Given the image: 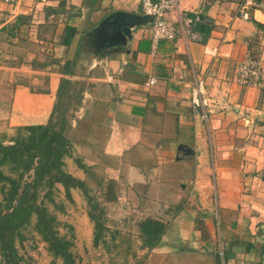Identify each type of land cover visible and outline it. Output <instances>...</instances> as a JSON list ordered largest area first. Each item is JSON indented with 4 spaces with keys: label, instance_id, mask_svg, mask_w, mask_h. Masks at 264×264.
Masks as SVG:
<instances>
[{
    "label": "crops",
    "instance_id": "obj_1",
    "mask_svg": "<svg viewBox=\"0 0 264 264\" xmlns=\"http://www.w3.org/2000/svg\"><path fill=\"white\" fill-rule=\"evenodd\" d=\"M239 1L178 0L167 15L173 40L154 41L151 22L134 28L122 50L95 53L90 32L117 10L144 14L141 0H40L44 21H54L40 40L50 60L25 51L9 67L24 71L12 92L10 127L46 123L62 77L82 83L78 120L69 131L72 156L65 161L80 158L98 168L100 179L115 180L116 212L146 215L118 230L136 229L140 238L144 218L166 225L138 264H264V235L257 233L264 226V73L256 86L237 80L246 57L264 63V13L241 19ZM21 5L14 11L24 20L30 12ZM14 17L0 24V33H13ZM186 17L200 40L187 30ZM68 25L77 28L70 45L62 41ZM145 41L149 49H140ZM67 60L76 61L74 76L61 73ZM199 77L205 104L196 111L191 89ZM2 132L10 143L14 135ZM122 237L136 244L130 233ZM219 240L228 251L224 260L215 249Z\"/></svg>",
    "mask_w": 264,
    "mask_h": 264
},
{
    "label": "trees",
    "instance_id": "obj_2",
    "mask_svg": "<svg viewBox=\"0 0 264 264\" xmlns=\"http://www.w3.org/2000/svg\"><path fill=\"white\" fill-rule=\"evenodd\" d=\"M22 21L23 15H19L13 28ZM76 33L77 28L68 25L63 43L70 45ZM149 47V41L139 45L140 49ZM75 66V60H67L61 73L74 76ZM81 85L80 81L62 77L54 109L46 123L16 126V134L10 143L0 138V257L3 264L25 261L18 243L27 239L26 230L30 227L47 244L53 258L61 259L64 264H79L73 251V238L60 232L61 223L56 211H65V206L56 198L59 185L68 201H73V189H80L86 197L89 216L94 222V246L102 244L108 250L111 246L122 247V251L127 252L123 259L125 264L130 251V256H137L130 239H118L119 231L108 237L110 227L104 221L106 207H102V202L117 200L116 181L100 179L97 175L94 189L87 180L76 177L66 168L65 159L72 156L73 147L69 131L82 104L84 88ZM76 163L88 176L91 175V166L80 158H76ZM138 226L142 249L157 246L166 230L162 221L152 217L139 221Z\"/></svg>",
    "mask_w": 264,
    "mask_h": 264
},
{
    "label": "rangeland",
    "instance_id": "obj_3",
    "mask_svg": "<svg viewBox=\"0 0 264 264\" xmlns=\"http://www.w3.org/2000/svg\"><path fill=\"white\" fill-rule=\"evenodd\" d=\"M24 0L21 1L22 5L20 10H27L30 12L28 18H25L18 27H12V34H7L6 32L0 33V50L5 51L9 58H4L0 56V138L5 139L3 136L4 132H9L10 135L16 134V127L8 126V115L10 114V107L12 106V92L18 83L19 77H22L21 74H18L20 71L18 69L9 68L12 63H18L20 61V55L25 51L32 52L37 54V57H42L44 60L49 59L46 57V52H42L41 45H45V42H40L41 39H44V35L51 34L54 26L53 19L45 20L43 19V11L36 6V3L40 0ZM28 2V3H27ZM12 5V6H11ZM17 5V2L8 4L0 0V24L3 23L11 16L17 18L19 12L15 15L14 6ZM32 7V10L29 8ZM13 18L12 24L16 18ZM6 33V34H4ZM82 46V43H81ZM83 51V46H82ZM3 54L0 51V55ZM50 60V59H49ZM4 66V67H3ZM7 67V68H6ZM29 74L30 72L25 71ZM79 111V110H78ZM77 111V112H78ZM77 115V113H76ZM78 120V117H76ZM9 129V130H7ZM12 129V130H11ZM72 138L75 136L70 134ZM7 143V142H6ZM92 167V166H91ZM66 168L72 174L80 173L82 177L90 184L94 189L96 188V182L94 177L99 173L98 168H92L91 175L88 176L76 163V161H66ZM259 172H262L259 171ZM264 173V171H263ZM60 192L57 193V200L63 201L65 206V211H56L58 219L60 221V232L65 234L74 240L73 251L76 255L77 261L79 264H125L124 255L126 251H122V247L111 246V250H108L106 246H94L93 237H94V222L89 216L90 206L87 202L86 197L83 195L80 189H73L72 196L73 201H68L64 195L63 187L59 185ZM94 193H98L93 191ZM1 198V195H0ZM102 200V199H101ZM102 207H113L109 210H105L104 221L108 227H110L108 237H111V234L114 231L118 230L116 227L121 226L126 223H133L134 220L141 219L146 216L145 214H130V213H118L115 209L118 205H114L113 202L103 203ZM115 208V209H114ZM106 209V208H105ZM261 222H264V216H259ZM252 220V219H251ZM124 221L126 223H124ZM134 227V226H133ZM124 229V228H123ZM119 235H125L130 233L131 237L134 236L136 244L132 247L133 251L136 252L137 256H130L131 251L127 254L128 263L127 264H138V262L146 255V252L142 251L140 248L139 234L138 230H118ZM257 233L264 235V226ZM27 239L23 243H18L20 254L25 258V261L22 264H64L61 259H55L47 250V244L43 242L40 236L30 228L26 230ZM215 249L217 250L218 255L220 256L223 252L224 258L226 257L228 251L225 245L219 240V243L215 244ZM223 259V257L221 256ZM221 259V263L223 260ZM0 264H3L0 257Z\"/></svg>",
    "mask_w": 264,
    "mask_h": 264
},
{
    "label": "built area",
    "instance_id": "obj_4",
    "mask_svg": "<svg viewBox=\"0 0 264 264\" xmlns=\"http://www.w3.org/2000/svg\"><path fill=\"white\" fill-rule=\"evenodd\" d=\"M11 4L14 2L21 3L22 0H2ZM178 7V0H141L142 12L152 17V39L158 41L160 39L173 40L176 37L175 26L167 19L169 12ZM260 11L264 13L263 0H240L237 8L238 16L244 20L255 18V13ZM199 20V15L197 16ZM264 24V19L261 21ZM193 18L186 17L187 30L192 33V37L200 40L201 37L192 31ZM264 73V63L259 56H248L239 62L237 68V80L243 86H256L261 83ZM155 81L152 79L151 83ZM192 101L194 109L205 104L201 98L205 94V79L197 78L192 83ZM206 116V115H204ZM223 257V252L220 254Z\"/></svg>",
    "mask_w": 264,
    "mask_h": 264
},
{
    "label": "water",
    "instance_id": "obj_5",
    "mask_svg": "<svg viewBox=\"0 0 264 264\" xmlns=\"http://www.w3.org/2000/svg\"><path fill=\"white\" fill-rule=\"evenodd\" d=\"M151 22V16L127 10H117L109 14L89 34L95 37V53L112 49L122 50L133 38L134 28ZM180 148H186L188 153H194L192 147Z\"/></svg>",
    "mask_w": 264,
    "mask_h": 264
}]
</instances>
